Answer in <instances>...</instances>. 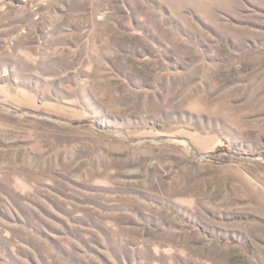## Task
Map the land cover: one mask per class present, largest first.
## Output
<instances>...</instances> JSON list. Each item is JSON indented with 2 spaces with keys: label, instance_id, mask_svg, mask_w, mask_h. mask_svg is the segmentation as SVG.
Segmentation results:
<instances>
[{
  "label": "rangeland",
  "instance_id": "obj_1",
  "mask_svg": "<svg viewBox=\"0 0 264 264\" xmlns=\"http://www.w3.org/2000/svg\"><path fill=\"white\" fill-rule=\"evenodd\" d=\"M0 264H264V0H0Z\"/></svg>",
  "mask_w": 264,
  "mask_h": 264
},
{
  "label": "water",
  "instance_id": "obj_2",
  "mask_svg": "<svg viewBox=\"0 0 264 264\" xmlns=\"http://www.w3.org/2000/svg\"><path fill=\"white\" fill-rule=\"evenodd\" d=\"M172 141L174 142H178V143H184L187 144V140L186 139H181V138H171Z\"/></svg>",
  "mask_w": 264,
  "mask_h": 264
}]
</instances>
